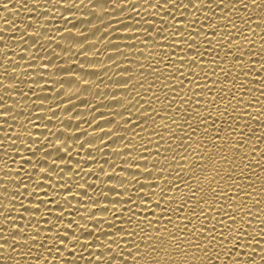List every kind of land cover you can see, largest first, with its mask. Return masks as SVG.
I'll return each mask as SVG.
<instances>
[{
	"label": "snow or ice",
	"instance_id": "snow-or-ice-1",
	"mask_svg": "<svg viewBox=\"0 0 264 264\" xmlns=\"http://www.w3.org/2000/svg\"><path fill=\"white\" fill-rule=\"evenodd\" d=\"M89 4L100 10L93 12L99 20L111 15L106 5L125 10L124 0ZM140 7L146 18L132 25L131 39H137V27L148 39L126 46L136 49V58L108 42L115 56L137 66L116 73L121 78L112 102L122 111L105 121L115 129L79 146L87 145L91 156L95 140L115 137L109 143L119 144L113 155L120 164L104 160L112 172L100 166L101 180L80 160L73 167L67 140L60 143L65 133L48 129L51 117L36 115L46 101L52 116L57 114L45 93L49 65L61 74L57 96L65 82L88 90L87 77L97 73L79 62L85 48L73 53L74 65L54 64L62 57L53 50L38 71L34 65L48 53L45 41L55 43L43 22L50 12H34L38 0H0V11L8 14L0 17V75L12 82L0 81V264H241L256 239L253 219L264 233V0H143ZM24 12L18 24L15 17ZM65 31V54L73 52V41L89 40L86 33ZM108 35L105 30L101 39ZM108 61L120 67L113 55ZM41 119L47 120L42 139L29 128L39 131ZM53 152L56 159L50 160ZM65 157L61 168L56 160ZM64 169L72 174L68 180L58 178ZM90 176L101 185L90 183Z\"/></svg>",
	"mask_w": 264,
	"mask_h": 264
},
{
	"label": "bare ground",
	"instance_id": "bare-ground-1",
	"mask_svg": "<svg viewBox=\"0 0 264 264\" xmlns=\"http://www.w3.org/2000/svg\"><path fill=\"white\" fill-rule=\"evenodd\" d=\"M102 2L106 3L107 0H102ZM142 2L143 0H124L125 10L123 12L113 11L106 5L105 10L110 11L111 15H104L103 20L95 18V15H100L101 12L99 9L92 10L89 0H83L82 3L81 0H38V8L33 10L34 12H50V14L45 17L43 22L48 28V35L55 40V43L51 44H47V41H45V44L48 47V53H41L44 59L38 60L37 64L34 65L37 67L38 71V66L43 64L44 61L48 59L53 50L62 57V59L54 60V64L59 65L68 62L69 65H74L77 57H75L73 53L79 51L82 46L86 51L84 56H80L78 58L79 62L83 64L85 69L89 72L95 71L97 73L96 76L89 75L87 77V79L91 82L87 91L84 90L83 85L74 84L72 87H69V85L65 82L63 85V94L59 96H57L56 93L60 89L59 85L55 83V80L61 78V74L56 73L52 65H49V72L43 73L48 83V88L45 89V93L50 94L53 97L55 103L52 104V108L57 114L56 116H52L47 107L49 102L46 101L45 107L36 112V115L40 117H51L53 123L47 125L48 129L52 132L63 131L65 133V135L61 138L60 143L63 144V142L67 140L66 147L68 148L69 156L72 157L71 164L73 167L76 166V161L80 160V166L86 171L95 170L98 174H100L99 168L100 166H103L105 171L111 174L112 169L108 167V164L104 163V160L116 161L117 165L120 164V160L113 155V150H119V144L109 143L110 140L115 139L114 136L104 137L103 143H101L99 139L95 140L91 156L88 154L87 145L83 149L79 146L84 143L85 140H89L92 137H101L103 131L115 129V124L110 125L105 123V121L112 118V112L122 111L118 105H114L112 102L113 93L118 91L116 81L121 78V76H118L116 73L121 71L124 67L130 66L135 69L137 66L135 64L130 65L122 57L115 56V49H111L108 46V42L112 41L113 43L119 44L121 51L129 53V56L132 59L136 58V55H138V53H136V49L133 48L129 50L126 46L128 44H137L138 40L141 38L145 40L148 39L147 36H140L142 28L139 27L135 29L137 39H131V34L133 32L132 25L135 24L136 21L146 18L140 7ZM45 3L48 5L47 9L44 7ZM73 3H75L77 7L72 8L71 12L66 11L65 9L70 7ZM116 3L119 5L120 0H116ZM53 4L56 5L55 8L52 7ZM132 5L137 6L136 11H133ZM9 7H11V5H9ZM29 7L31 8V5H29ZM93 12H95V15ZM137 13H139V15ZM6 15L8 14L0 11V17ZM26 15V12L20 13L17 17H15L16 22L19 24L21 20L26 18ZM33 19H35V15L33 16ZM48 21L51 22L48 23ZM80 21H83L84 23H80ZM89 21L91 23H89ZM122 24H127L129 27L123 28L121 27ZM73 25H75V27H73ZM3 27L4 25L2 19H0V28ZM65 29L70 30L72 34H77L78 31L86 33L89 37L88 42L80 45L73 41V52H69L67 54L63 53L62 48L70 46L68 39H61V36L67 37L69 34L65 31ZM96 29H99V31L96 32L95 36H92V32ZM105 30L109 32V35L101 39ZM56 44H61L62 47L57 48ZM88 44H95V50L89 48ZM259 44L260 42L257 40V48H259ZM2 50L3 49L0 48V51ZM149 50L151 49H146L145 52L147 53ZM16 52L19 53L20 49H16ZM109 55L114 56L120 65L119 68L114 67L108 61ZM9 56H12V52H9ZM69 57H72L70 61L68 59ZM15 58L19 60L18 55ZM139 59L143 61V57H139ZM89 61H97L98 63L90 64ZM144 62L147 63L146 61ZM104 64L107 65L106 70L101 67V65ZM2 71L3 70L0 69V72ZM73 72H76L75 67H73ZM76 74L78 76L81 75L78 72ZM121 75L127 76L128 74L121 72ZM145 77L147 80H151V77H148L147 73H145ZM137 78H139L138 72ZM63 79L66 81L68 77L64 76ZM0 81H3L5 85L12 83L9 80H4L2 75H0ZM43 83L44 82L41 81V85H43ZM20 87L23 88L26 93L28 92L27 86L21 84ZM137 90L140 91L142 95L144 94L143 88H138ZM0 95H4L3 89H0ZM119 95L124 97L127 93L120 91ZM177 95H179V93ZM255 95L259 96V93H255ZM69 97L71 98L69 99ZM5 100L7 103H12V101H8L7 98H5ZM14 100L19 101L20 97L17 95L14 97ZM32 100H35V96L32 97ZM20 102L23 103V101ZM141 102L143 103V101ZM154 106L159 107V105L155 104ZM185 107H187V105H185ZM93 109H95V111H93ZM116 119L119 120L120 118L116 117ZM87 121H91V125ZM36 123L39 131L31 129V125H29V128L32 130L34 137L42 139L44 135H46L44 125L47 124V120H37ZM97 125H99V127H97ZM81 132H86L87 135L80 136ZM69 137L72 138L69 139ZM95 145H99L102 151L97 152ZM35 159H37V157H33L34 161ZM49 159H56V154L53 152L52 157ZM87 159H92L95 163L85 164L84 161ZM257 159H259V156H257ZM66 162H68V157H65L63 160H56V163L60 165L61 168H63V164ZM0 167H2V165H0ZM25 167L30 169L31 166L25 165ZM119 170V167H117L116 171L119 172ZM256 171L259 172V169H256ZM63 172V177L58 178L68 180V178L72 175L67 169H64ZM2 176L3 173L0 172V177ZM100 176L101 180H103V174H100ZM73 179L75 178L73 177ZM87 179L90 183L95 182L98 186L101 185V181H98L96 176H90L87 177ZM69 183H71V181H69ZM107 183L111 184L115 182L113 181ZM0 203H3V200H0ZM25 203H27V201H25ZM72 203L74 206L76 205V201H73ZM262 209H264V206H262ZM252 224V233L256 239L252 241V247L247 249L248 255L243 257L241 264H244V261H247V264H264V233L260 231L261 226L257 220L253 219ZM249 256L251 257L250 259ZM81 264H83V262H81Z\"/></svg>",
	"mask_w": 264,
	"mask_h": 264
}]
</instances>
